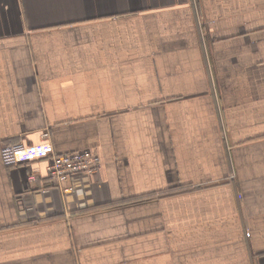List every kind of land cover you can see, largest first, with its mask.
Returning a JSON list of instances; mask_svg holds the SVG:
<instances>
[{
	"label": "crops",
	"instance_id": "1",
	"mask_svg": "<svg viewBox=\"0 0 264 264\" xmlns=\"http://www.w3.org/2000/svg\"><path fill=\"white\" fill-rule=\"evenodd\" d=\"M0 264H264V0H0Z\"/></svg>",
	"mask_w": 264,
	"mask_h": 264
},
{
	"label": "built area",
	"instance_id": "2",
	"mask_svg": "<svg viewBox=\"0 0 264 264\" xmlns=\"http://www.w3.org/2000/svg\"><path fill=\"white\" fill-rule=\"evenodd\" d=\"M41 139V144L33 147L19 142L5 145L1 150L4 164L14 166L44 160V170L51 186L66 194L75 192L82 185L81 178L99 175L101 157L97 152L80 150L58 155L52 149L48 132L42 133ZM38 172V168L31 169L28 174L31 183L37 181Z\"/></svg>",
	"mask_w": 264,
	"mask_h": 264
}]
</instances>
